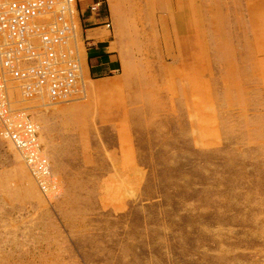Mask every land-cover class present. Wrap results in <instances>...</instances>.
Instances as JSON below:
<instances>
[{"label":"rangeland","instance_id":"374dc122","mask_svg":"<svg viewBox=\"0 0 264 264\" xmlns=\"http://www.w3.org/2000/svg\"><path fill=\"white\" fill-rule=\"evenodd\" d=\"M105 7L119 70L61 104L11 90L50 191L0 136V264H264V0Z\"/></svg>","mask_w":264,"mask_h":264},{"label":"built area","instance_id":"2783aa9c","mask_svg":"<svg viewBox=\"0 0 264 264\" xmlns=\"http://www.w3.org/2000/svg\"><path fill=\"white\" fill-rule=\"evenodd\" d=\"M105 4L106 0H0V136L21 152L45 194L50 191V159L40 142L39 125L28 108L15 107L11 90H20L22 105L42 94L52 104L80 97L84 18L100 15ZM94 26L110 30L113 23L106 15Z\"/></svg>","mask_w":264,"mask_h":264},{"label":"crops","instance_id":"0c3cea01","mask_svg":"<svg viewBox=\"0 0 264 264\" xmlns=\"http://www.w3.org/2000/svg\"><path fill=\"white\" fill-rule=\"evenodd\" d=\"M104 11L107 12V8L94 18L90 14L84 18L85 62L83 70L86 68V72L95 79L104 78L110 72L119 70V54L112 45L114 27L109 30L94 26L95 22L103 21L106 15L110 17Z\"/></svg>","mask_w":264,"mask_h":264},{"label":"bare ground","instance_id":"6f19581e","mask_svg":"<svg viewBox=\"0 0 264 264\" xmlns=\"http://www.w3.org/2000/svg\"><path fill=\"white\" fill-rule=\"evenodd\" d=\"M103 85H104V84H103ZM102 87H107V85H105V86H102ZM186 161H187V160H186ZM164 166H165V165H164ZM49 174H50V172H49ZM48 183H50V182H49V180H48ZM171 213H172V212H171ZM189 245H190V244H189Z\"/></svg>","mask_w":264,"mask_h":264}]
</instances>
